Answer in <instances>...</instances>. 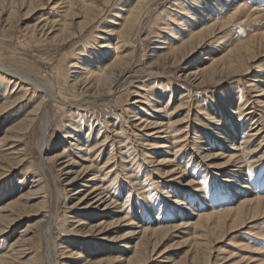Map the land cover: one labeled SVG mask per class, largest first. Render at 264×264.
Returning <instances> with one entry per match:
<instances>
[{"label":"rangeland","instance_id":"rangeland-1","mask_svg":"<svg viewBox=\"0 0 264 264\" xmlns=\"http://www.w3.org/2000/svg\"><path fill=\"white\" fill-rule=\"evenodd\" d=\"M137 7L134 25L125 38L118 36ZM85 16L91 22L84 24ZM56 21L51 34L41 31L43 23ZM217 21L229 24H217L219 31L201 48L185 57H165L171 53L169 46L188 41V30L199 31ZM68 25L73 26L71 39L64 41L57 28ZM262 31L264 0H0V64L48 80L57 90V101L66 103L61 109L50 105L52 122L44 155L48 168L42 171L36 149L39 124L22 134L23 121L43 101V94L0 76V109L8 97L17 99L0 111V169L7 167L0 172V217L12 213L16 218L0 235V257L20 238L26 244L17 248L26 252L20 256L21 264H48L43 227L47 212H52L56 264H128L141 235L120 237L135 230L136 224L171 228L149 264H190L195 242H206L202 226L195 224L200 216L236 209L251 199V191L264 199V105L257 103L264 96L253 89L254 85L259 86L257 91L264 89V55L249 62L248 71L239 76L219 75L206 79L204 86L191 73ZM118 56L124 57V66L114 71L110 91L102 95L93 84H76L85 65L98 73ZM164 111L176 124L173 133L145 129L147 123L165 121ZM188 130L186 146L180 143L183 150L169 156L186 174L165 175L170 163L157 165L166 155L163 145L176 142L167 136L179 133L181 140ZM217 130L234 139V145L215 135ZM16 151H21L22 161L9 166L3 158ZM214 154L221 158H212ZM226 156H234L229 164L224 163ZM122 158H129L127 168ZM110 159L111 164L102 168ZM241 160L244 163H236ZM91 162L93 169L72 182ZM68 167L72 170H64ZM95 174L107 198L116 202L109 208V200L101 205L92 198L78 203L90 193L95 182L90 176ZM38 175L53 189L47 202L43 194H29ZM91 225L95 228L90 233L86 226ZM210 247L209 264H232L245 256L255 260L251 264H264V214ZM228 252L236 258L222 260Z\"/></svg>","mask_w":264,"mask_h":264},{"label":"bare ground","instance_id":"bare-ground-1","mask_svg":"<svg viewBox=\"0 0 264 264\" xmlns=\"http://www.w3.org/2000/svg\"><path fill=\"white\" fill-rule=\"evenodd\" d=\"M143 1H146V0H140V2H143ZM214 5H216V4H214ZM84 8L90 9V11L92 9L91 6H85ZM138 10H139V7L136 8V11L131 12V14L129 15L128 23L124 26L123 31L116 32V34H118V36L125 38V36L129 32V29L135 23L134 18L137 15ZM232 17H234V16H232ZM192 20L196 21L194 18H192ZM86 22H91V18L88 16L87 17L85 16L83 23L85 24ZM58 24L59 23L57 21L56 22H49V23L45 22V23H43L41 31L47 30L48 33L46 32V34L49 35L52 33L53 30L56 29V26H58ZM217 24H221L222 26H225V25L229 24V22L217 21L210 26H203V28H201L199 31L188 30L189 34H190V38L188 39V41L182 42L177 48L169 46L168 49L171 51V53L168 52L169 54H166L165 57L179 56V54H181L182 57H185L186 54L192 53L195 50L201 48L203 46V44H205L208 41L209 38H213L214 34L217 31H219L218 27H215V26H217ZM180 26L183 30L185 29V28H183L184 24L180 23ZM72 27H73L72 25H68V27H63V29L57 28L59 33L63 35L64 41H68V39H71ZM43 33H45V32H43ZM103 46L108 47V45H103ZM262 55H264V31H262L261 34H257L255 36H253L247 42L239 43L232 50H230V52L228 54L212 61L210 65L205 66L204 68L200 69L198 72L191 73V77H193L195 81H198L200 83L199 84L200 86H204V84L207 82L206 79H208L209 81L214 80L219 75H225L226 74V76L233 78L234 76H239V74H242L243 72L248 71V69L250 68V65L252 64L251 61L255 60L256 58H258V56H262ZM123 59H124V57L118 56L115 60H113L108 65V67L100 70L98 73L90 72L89 71L90 66H88V64L85 65L84 68H82L83 73H81L79 75V77H81L83 79H80V81H81L80 82V81H78L79 77L77 76L75 78V80L77 81L76 84L77 85H79V84L85 85L88 83L89 86H91L93 84L95 87V90H97V91L99 90V92L101 94L105 90L110 91L112 88V85L115 82V80L112 79L113 75L115 74L114 71L118 70L119 68L120 69L123 68V66H124V65H122ZM249 62L251 64H249ZM171 64H172V62H171ZM72 67L73 68H80L76 64L72 65ZM257 72L260 73L261 71L257 70ZM0 76L1 77H8L9 81L11 83L13 80L16 84H19V82L24 83V84H26V86H28V88H29V86H31V87L39 90L43 94V97H44L43 101L39 104V106H37L32 111V113L27 117V119L25 121H23V123L25 122L24 125H25L26 129L24 131V134H22V135L25 136L26 133H28V131L30 130L31 126L35 124V122H36V124H39L38 126L40 129V135H39V138L37 137L38 139L36 138L37 139L36 149H37L38 155L41 157L39 168L42 171H45L48 161L45 159L44 155L47 151V142H48L47 141V137H48L47 134L50 131L51 122H52V115H51V111L49 110V108H50L51 103H56L57 105L55 104L54 106H57L58 109H61V107L65 106L66 103H64L62 101H60V102L57 101L58 100V98H57L58 95L56 94L57 90L55 89V87L50 82H47L48 80H44V79L40 80L37 77H33L29 72L27 73V72H24V71L16 69V68H11L9 66H5L3 64H0ZM1 86L2 85L0 84V87ZM257 88H259V86H257V85L253 86V89L256 92L260 93L259 97H263L264 96V89L257 91ZM93 92H95V91H93ZM96 92H95V94H96ZM100 93H99V95H100ZM8 98L9 99H7V100H9V101L6 100L3 103V106L0 109V111L5 110V109L13 106V104H15V102H17L16 98H12V97H8ZM154 101H157V99H155ZM181 101L183 102V106L187 104L185 97L181 98ZM257 103H261L262 105H264V99L258 100ZM222 105H226V101L223 100ZM227 108L231 109L230 106ZM163 110L164 109H161L159 111L160 116L164 114V113H162ZM164 112H165L164 116L167 117L165 119V121H163L161 123H157V121L152 122V123H147L145 125V129H147L149 127H154V128H157L159 131L161 130V133L162 132L163 133H169L168 135H170V133H173L172 131L170 132V130L176 124L170 122L171 120L169 117L171 115L167 114V111H164ZM232 114H233V112H232ZM214 133H215V135L219 136L220 139L224 140L225 143H227L229 145H234V144H231V143H234V139H230L229 137L221 136L222 132H220L219 130L215 131ZM177 135H179V133H177L176 135L170 136V137L167 136L168 139L175 140L176 142L171 144V145H163V148H166L165 149L166 155L157 164V165L163 166L167 163H170V165L168 166L169 168L166 167V169H165V173H164L165 175L175 174V173L176 174L180 173L181 175L186 174V172L184 173L183 170L180 168V166H178V163L176 164V160L174 161V160L170 159L169 156H176L180 151L183 150L184 145H182L180 143L184 144L185 142L188 141L187 136L189 135V130L187 131L186 136H184L181 140L179 138L180 136L178 137ZM23 136H21L20 138H22ZM69 138L73 139L72 134L69 135ZM1 142H4V141H1ZM119 143H120L119 144L120 147L124 146V143L122 141H120ZM174 144H177L178 148L176 147L177 149L175 148L174 152H171L172 151L171 147H173ZM185 146H186V143H185ZM200 147H201V145H200ZM233 148L234 147H230V149H233ZM84 150L86 152H88L90 149L85 148ZM211 154H212V152L208 153L205 156V158L206 157L208 158L209 155H211ZM14 155L11 158L10 157H4L3 161H5L6 163H9L10 165L7 164L9 166H12L11 164H13L15 166L16 165L15 163H17L20 160V158L22 157L21 151H16V154H14ZM214 155L215 156H212V158H221V154H214ZM148 157H151V155H148ZM226 158H228V160L225 161L224 163L229 164V162L232 160V158H234V156H226ZM122 159L125 160V162H123L124 165L129 163V161H130L129 158L128 159L122 158ZM71 160H72V158H71ZM111 160L112 159L105 162L102 168L111 164V162H112ZM21 161L22 160H20L19 162H21ZM236 163L240 164V163H244V161L241 160V161H237ZM93 166L94 165L92 162L89 165H84L81 168V170L78 171L77 175L71 181L74 182L75 179L79 175H84L85 173L90 172V170L93 169ZM6 168H7L6 166L4 168L1 167L0 172L4 171ZM125 168H127V165H125ZM67 169L72 170L69 167L65 168L64 170H67ZM167 169H170V170L167 171ZM173 169H176V170H173ZM240 170H245V168H243V166L241 165ZM111 172H112V170L110 171V173ZM167 172H169V173H167ZM67 173L70 174L69 171ZM111 174H109V173L106 174V177L110 176ZM127 174H130V172L128 170H127ZM41 177H42V175H38L37 179L33 180V184H32L33 186L30 188L31 190H30L29 194H33V193L43 194V199L46 200V202H47L50 200L48 198L51 197V189L52 188L48 184L47 181L46 182L44 181L45 183L43 182L44 183L43 184L42 183L43 179H41ZM90 177H91L90 180L95 181L90 188L91 191L89 190L90 193L86 192L81 197V199L78 201V203H82L84 205L85 200H89L90 198H92V199H94L93 200L94 204H100V205L103 203L105 204L109 200L110 203H108L106 205V208H109L111 205L115 204L116 202H114L110 199L112 197L107 198L108 192L106 189H105V191H103V189H102L103 185L100 184L99 182H97V179L100 180L99 175L95 174V175H92ZM131 178H134V176L131 175ZM39 181H41V182L38 184ZM100 182H102V181H100ZM191 182H193V181H191ZM248 198H251V199L244 200V202L241 203L240 206H238L236 209L235 208L228 209V210L223 211V213H213V214H210L208 216H204V217L200 216L198 218V221L195 224L198 227L202 226L201 228L204 231L203 239H205L206 242H195V245H194L195 246V249H194L195 257L192 259V261H190V264H209L212 260V255H213V253H212L213 248L210 247L212 242H214L216 244V243L222 241L224 239V237L226 236V234H229L231 232H235L238 230V228H244L247 224L251 223L254 220H257L258 217L260 218V216L262 214H264V199L259 198V196L256 193H253L252 191L248 195ZM178 202H180V201L178 200L177 203ZM184 205H185L184 207L188 208L187 204H184ZM195 214L196 213H194V215ZM53 216H54V214H52V212H50V213L47 212V216L45 217L46 224L43 227V229H44L43 230V238H44V243H46V257L45 258H46L48 264H56L55 259L53 258V254H52V247L53 246L51 243V239H52L53 233H54V228L52 227V225L54 223ZM126 217H123V219H127ZM15 221H16V218L14 217V215L12 213H10L8 215L1 216L0 217V235L2 233H4L5 228L10 226L11 223H13ZM130 225L132 227H135L132 224H130ZM86 228H89V231L91 233L94 230L95 226H92V225L89 227L86 226ZM170 230H171V228H168V227L158 228V229H147V228H142L141 224H136L135 230L129 232L125 236L121 235L120 239H122L124 237H132L135 234L141 235L140 238L138 239V243L136 244L135 248L133 249V253H132L133 256L131 257V259L128 260V264H136V263L137 264H149L151 262L152 256H154L153 254H154L155 250L160 245V243H161L162 239L165 237L166 233ZM28 233H29V230L25 231V234H28ZM19 247H24V248L26 247L25 242L23 240H21L20 238H18V240L15 243H13V246L11 247V249H9L8 253H6V254H4V256L0 257V264H21L20 261L22 259L20 256H23V254H25L26 252L25 253H24V251L22 252L21 248L18 250L17 248H19ZM127 247H129V246H127ZM228 253L229 254L224 255L222 260H224V259L230 260V259L236 258V257H234L232 252H228ZM194 254H193V256H194ZM254 261L255 260H253V258H250V257L247 258L245 256V257H242L241 259H239L238 262H234L232 264H240V263L251 264ZM259 264H263V263L260 262Z\"/></svg>","mask_w":264,"mask_h":264}]
</instances>
